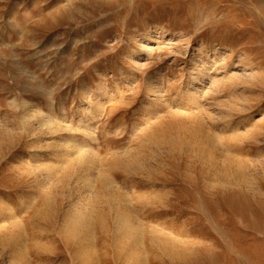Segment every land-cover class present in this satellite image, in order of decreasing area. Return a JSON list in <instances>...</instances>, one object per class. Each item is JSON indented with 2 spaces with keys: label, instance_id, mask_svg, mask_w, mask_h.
Listing matches in <instances>:
<instances>
[{
  "label": "rangeland",
  "instance_id": "obj_1",
  "mask_svg": "<svg viewBox=\"0 0 264 264\" xmlns=\"http://www.w3.org/2000/svg\"><path fill=\"white\" fill-rule=\"evenodd\" d=\"M241 54L264 0H0V264H87L79 217L88 264H264V109L222 116Z\"/></svg>",
  "mask_w": 264,
  "mask_h": 264
},
{
  "label": "bare ground",
  "instance_id": "obj_2",
  "mask_svg": "<svg viewBox=\"0 0 264 264\" xmlns=\"http://www.w3.org/2000/svg\"><path fill=\"white\" fill-rule=\"evenodd\" d=\"M211 50L214 51V52H216V48L215 47H211ZM233 57H234L233 50H230V55L228 56V59L229 58H233ZM237 62H238V64H244L245 66L247 65V67H250V71H249L250 73L249 74H251V75L250 76L248 75V77H246L244 75L246 79H244L245 80L244 82L241 81V83L234 82V81H238L237 78H235L237 80H230V81L228 80V83H226V82H224V83H226L228 85L226 87H228V89L230 91H233L237 87H239V86L242 85V90H244L245 93H247L246 96L248 95L249 97L248 96L247 97L245 96V99L244 100L242 98H240L243 101V106L242 107H241L242 104H239L238 103L241 108L240 107H238L239 109H237L236 107H235L236 109L235 108H229V110H227V112L224 113L225 115H222V116H225L226 117V120L224 121V123L229 122L227 120L233 118L234 116H236L237 118L244 117L245 116V118H246V117H249L247 115L250 114L251 112H254V111H260V112H262L263 109H264L263 108L264 107L263 106L264 105V63L257 62V59L255 57H250L247 54L238 55V61ZM242 74H245V73L242 72ZM229 78L230 79H233L234 77L233 78L232 77H229ZM223 90H225V89H223ZM241 93H242V91H241ZM233 94L235 95V93H233ZM233 97L235 99V96H233ZM229 100L230 101H233V98L232 99H228L227 100L228 103H226V104H230V103H233V102L235 103V101L229 103ZM236 104H232V105H236ZM224 123H222V125H224ZM226 124L228 125L229 123H226ZM258 130L259 131L256 132V133H254V136H251V138L247 135L250 140H249V142L244 143L245 144L244 145V148L241 149V152L243 154H249L248 151L250 149H253V148L261 149L260 147L264 146V124H262ZM242 139H244V138H242ZM244 140L246 141V139H244ZM241 147H243V146H241ZM245 149H248V150H246V152H245ZM250 152H252V151H250ZM250 156H251V154H250ZM238 162H239V160H238ZM240 169H241V166H238V169L237 170L240 171ZM84 226H85L86 229L83 230V234L84 235L86 234V236L83 239H85V241H86V243H85L86 246L82 247L83 246V243H82V240L83 239H81V235H80L79 229L81 227H84ZM95 226H97V225H94L92 221H88L87 219H84L83 220L82 217H79L73 224H71L69 226V230L64 233V234L67 235L66 237H68L69 235H71V239H75V242H77V244L79 245V247L77 248L76 254L79 255L81 262H84V260H87L86 261L87 264H88V262H90L88 260H89V257H91L92 255L91 254H88L87 252L86 253H84V252L86 251L85 250L86 247H89V245H93V241L91 240V234L90 233H91V228H93ZM118 230L120 232V235L123 238H125L127 240V242H128V245L127 246H128V251L129 252H128V255H127L128 256L127 259H128V261L130 263H132V262H134V260L138 259V256H139V255L137 256L135 254V252H136V250H138L139 247H141V246H139V245H141V242H139L140 240L138 239L139 238V234H141L140 233L141 232V228H136L129 221H125L124 220L121 223V225H119ZM163 245H165V244H163ZM94 249H96V248H94ZM134 254L136 255V257L133 256Z\"/></svg>",
  "mask_w": 264,
  "mask_h": 264
}]
</instances>
